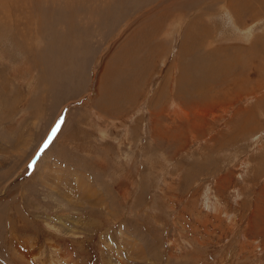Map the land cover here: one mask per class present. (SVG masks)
Instances as JSON below:
<instances>
[{
	"label": "rangeland",
	"instance_id": "1",
	"mask_svg": "<svg viewBox=\"0 0 264 264\" xmlns=\"http://www.w3.org/2000/svg\"><path fill=\"white\" fill-rule=\"evenodd\" d=\"M0 1V264H264V14L149 0L101 21L96 2L61 0L27 19ZM166 10L135 98L105 108L108 62ZM192 11L211 31L195 60L243 61L222 85L198 87L199 66L179 80Z\"/></svg>",
	"mask_w": 264,
	"mask_h": 264
},
{
	"label": "bare ground",
	"instance_id": "2",
	"mask_svg": "<svg viewBox=\"0 0 264 264\" xmlns=\"http://www.w3.org/2000/svg\"><path fill=\"white\" fill-rule=\"evenodd\" d=\"M6 1H7L8 6L14 5L15 7L19 8L20 10L26 11L27 12L26 13L27 19H28L32 13L36 12L35 10H38L39 8L41 10V7H42V5H44V3L48 2L49 4L48 5L46 4V5L51 6L52 3L54 4L55 2H58L61 0H15V1L14 0H6ZM63 1L65 2L66 5H68V7L69 6L73 7L74 4L76 5L79 2H82L83 5L86 1H88L89 3H92V1L96 2L95 4H97V7H99V12L102 14V15L100 14V16L102 17L101 21H103L104 16H105V18H108L112 13L118 11L120 7H125L126 5L127 6L130 5L131 7L137 9V8H141L139 5L143 6L144 4L149 2V0H138V1L137 0H134V1H131V0H62L61 3ZM171 1H173L171 4H174L175 5L174 7L177 9L181 8V6H180L181 3H182V6H183V4L185 6L186 2L192 1V3H189L187 5L188 9L187 10L185 9L186 10L185 12L182 10L184 13H187L193 7L196 9V10L193 9L196 12L197 8L202 7V6H200V4L202 2H204L203 3L204 5L205 4L212 5V4H215L216 2H225L226 5L230 8L229 13L231 14L232 18L234 19V20H232V18H231V19H229V21L232 20L231 22H233V23H235L234 21H236V23H243L244 17H249V16L252 19L256 18V20H257V19H260V16H262L264 14V0H168L167 2H171ZM184 1H185V3H184ZM0 2L4 3V1H0ZM165 5H169V4H165ZM78 8H80V7H78ZM104 9H105V12H103ZM93 10L94 9H92L91 12L94 15V13L97 11H96V9L94 11ZM146 10H148V9H146ZM50 11L52 12L51 8H50ZM73 11H74V9H73ZM195 12L192 11V12L188 13V15H190L188 18L191 20H189L187 18V27H186V30L184 31L185 36L183 39L182 47L180 49L181 50V53H180L181 54L180 55V58H181L180 59L181 74H180L179 80L181 82H185V83L189 82L190 80L192 81V78H194V77L191 78V76H190L191 71L188 68H186V69H184V68L189 67V66H199V68L202 69V71L198 74V78H199L198 87H200V85L202 87H206L211 82V80H214L218 84L222 85V82L226 79V76L232 75V71H231L232 67L243 65V61H242V59L239 60L238 58L236 60L232 61L230 53L226 54L225 52L223 53V55L221 52H216V53L212 52V55L207 54L206 56H204L201 59H199V58L196 60L194 59L195 48H205L206 42H210V41H208V38L210 37V32H211L210 27L208 28L205 25L203 26V24L201 23V16H198V13H195ZM40 13L36 12V14H40ZM125 14L126 13H124V15ZM161 14L162 15L159 14L158 16H155L154 18L148 19L147 20L148 22L146 23V25L141 24V28L140 29L137 28L139 30V32L136 31L137 33L130 34V36L128 38H126V40L124 42H122L123 44L121 45L120 49L116 53H114L115 55H113L111 61L108 62L109 64L105 68V72H104L105 75L103 77V82L101 85L102 86L101 87V91H102L101 102H103L102 105H105V102L107 104H111L110 102L114 103L117 101L124 100L126 98L127 99L131 98V94H130V90L132 93L131 87L134 83L137 84V82H135V81H137L136 77H135V79L133 77V75L135 74V69H134L135 65L137 64L139 66L142 63L139 60L148 61V59L151 57L152 53H154L153 48L155 46V44H154L155 41H159V45H162L161 39H159L160 37H157L154 40V33L155 32L153 33V27L157 24V20H158L157 18L162 19L163 17L169 16V13L167 10L165 12H162ZM95 15L98 16V14H95ZM151 17H153V15ZM74 18H75V16H74ZM98 19H100V17ZM28 28L29 27H28L27 23L23 24V22H20L19 32L23 36L25 41H27L26 36H29V34H30V31H28ZM156 31H158V30H156ZM250 31L251 30H249L248 32H250ZM58 36L61 37V41L59 40L60 43L57 41L58 43H56V46L58 49H62L61 46L64 42L63 38H65V37L63 36V34L62 35L60 34ZM67 36L69 37V33H67ZM58 45H60V47H58ZM159 45L157 46L159 49H156V53H158L159 50L162 49L161 47L163 45L161 47ZM49 46H50V44H49ZM252 48L256 49V46H253ZM140 51L143 52V55H141V56H139ZM60 52H61V50L59 52L57 51L58 54H56V55H58V58L56 59V64L58 62L60 63V61H59V58L61 55V54H59ZM236 54H237V52H235V55ZM51 58H52L51 56L48 57V59H50V61H51ZM48 63H50V62H48ZM63 63H64V61H63ZM145 64H147V63H145ZM53 65H54V63H53ZM57 65H61V64H57ZM142 65H144V63ZM192 75H194V74L192 73ZM191 83H193V82H191ZM188 84H190V83H188ZM180 85L181 84H179V86ZM185 87H186V85H185ZM188 88H189V86H188ZM183 94L186 95V93H183ZM209 94L210 93H208V96H206L202 100H206L209 97ZM197 96H200V95H197ZM134 98L135 97H132L130 100H133ZM101 102H100V104H101ZM185 102H186V100H185ZM106 107L107 106L105 105V108Z\"/></svg>",
	"mask_w": 264,
	"mask_h": 264
},
{
	"label": "crops",
	"instance_id": "3",
	"mask_svg": "<svg viewBox=\"0 0 264 264\" xmlns=\"http://www.w3.org/2000/svg\"><path fill=\"white\" fill-rule=\"evenodd\" d=\"M54 148V147H53ZM60 158L58 157L57 158V160L56 159H54L56 162H57V164L60 166V163H62L63 165H64V167L66 166V163L65 162H61V160H59ZM74 164V163H73ZM75 164H74V166H72L71 168L70 167H68L69 169H75ZM77 167V166H76ZM78 168V167H77ZM76 171V170H75ZM66 174V176H68V177H70L71 176V173H65Z\"/></svg>",
	"mask_w": 264,
	"mask_h": 264
}]
</instances>
